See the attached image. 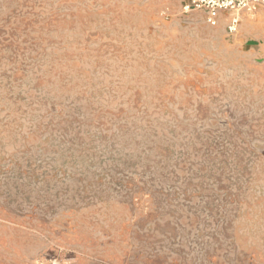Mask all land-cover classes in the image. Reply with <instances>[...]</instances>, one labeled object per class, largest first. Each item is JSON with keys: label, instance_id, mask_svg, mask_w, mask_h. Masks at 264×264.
Returning a JSON list of instances; mask_svg holds the SVG:
<instances>
[{"label": "rangeland", "instance_id": "1", "mask_svg": "<svg viewBox=\"0 0 264 264\" xmlns=\"http://www.w3.org/2000/svg\"><path fill=\"white\" fill-rule=\"evenodd\" d=\"M0 0V251L264 264V7Z\"/></svg>", "mask_w": 264, "mask_h": 264}, {"label": "built area", "instance_id": "2", "mask_svg": "<svg viewBox=\"0 0 264 264\" xmlns=\"http://www.w3.org/2000/svg\"><path fill=\"white\" fill-rule=\"evenodd\" d=\"M264 7V0H189L188 9L207 12L208 23L216 26L222 13H231L228 30L234 34L239 27V14L242 11H252Z\"/></svg>", "mask_w": 264, "mask_h": 264}, {"label": "crops", "instance_id": "3", "mask_svg": "<svg viewBox=\"0 0 264 264\" xmlns=\"http://www.w3.org/2000/svg\"><path fill=\"white\" fill-rule=\"evenodd\" d=\"M205 13H207L204 10H201ZM60 259H52L51 257H39L37 256L26 258V259H20L17 256L14 255H5L3 254V251H0V264H60Z\"/></svg>", "mask_w": 264, "mask_h": 264}]
</instances>
